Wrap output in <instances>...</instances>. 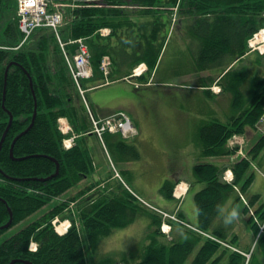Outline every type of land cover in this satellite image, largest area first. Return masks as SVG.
<instances>
[{
  "label": "trees",
  "instance_id": "16d2710c",
  "mask_svg": "<svg viewBox=\"0 0 264 264\" xmlns=\"http://www.w3.org/2000/svg\"><path fill=\"white\" fill-rule=\"evenodd\" d=\"M54 1L75 6L67 8L65 14L66 25L61 30L64 41L85 38L91 52L94 75L81 81L84 89L104 84L100 71L104 55L113 59L112 81L132 76L133 70L142 63L148 65V75L155 76L171 39L170 19L174 8H182L184 11L180 14L194 18L188 33L198 47L193 62L196 71H220L200 86L209 87L220 78L223 90L232 96L234 114L230 120L227 123L210 120L200 129L202 155L217 158L235 154L228 145L229 139L235 134H244L248 127H256L264 113V77L248 76V70L238 71L235 66L227 70L250 52L249 40L264 28V0ZM6 11L11 17L0 29V237L69 193L95 171L91 151L80 139L92 128L88 108L55 33L48 28L37 30L19 47L23 34L19 29L16 0H0V25ZM102 29L111 32L103 36ZM66 49L74 55L76 45L68 44ZM147 79L146 75L139 78L143 83ZM206 92L212 96L209 89ZM62 117L68 119L73 133L80 137L71 149L65 148L66 136L59 129ZM110 136L106 135L108 145H111ZM117 137L119 147L126 145V140ZM263 150L264 135H261L249 150L252 158L242 159L231 167L235 176L233 183L223 180L226 168L211 163L195 166L197 181L205 184L195 195L201 231L228 241L231 228L223 223V207L233 194H236L235 205L242 201L241 194L246 196L255 178L250 171L251 161ZM131 157L138 159L140 153L135 151ZM93 186L53 206L4 240L0 245V264H27V261L90 264V251L116 229L126 228L140 215L147 214L128 191L112 197L102 194L94 202L84 201L78 223L72 212L68 214L65 210L72 202L84 199ZM174 188L175 183L167 181L163 194L172 199ZM247 201L245 213L259 203L260 196L253 195ZM255 214L264 221V205L255 209ZM56 217L71 218L72 226L67 234L56 233L52 224ZM150 217L149 244L141 247L143 257L136 264H186L202 240L190 264H264V232L260 234L253 216L247 223L258 240L250 258L188 229L180 242H161L162 217L156 214ZM11 218V226L5 228ZM32 242L38 244L37 251L30 249ZM229 243L237 245V234ZM258 248L262 258L257 254ZM107 258L98 264H117ZM120 261L129 264L131 259L125 254L120 256Z\"/></svg>",
  "mask_w": 264,
  "mask_h": 264
},
{
  "label": "rangeland",
  "instance_id": "374dc122",
  "mask_svg": "<svg viewBox=\"0 0 264 264\" xmlns=\"http://www.w3.org/2000/svg\"><path fill=\"white\" fill-rule=\"evenodd\" d=\"M55 8H59L67 16V8H75V6L73 4L55 2ZM187 9L188 8H185V10ZM182 11H184L182 8L175 7L174 13L172 14V17L170 19L171 26L169 30V37L171 36L170 37L171 39L169 38L170 42L166 46V48L164 49L161 55L160 65L158 66V69L156 71V76L154 81L156 87L152 89L144 90L141 93L136 92V94H138L140 100L147 103V108H146L147 114L149 116L152 114V117H154V113H155L157 118H159V120L165 118L164 114L166 111L176 112L177 110V112L180 113L186 112L187 114H194L196 111H198L197 110L198 108L206 104H209V110L210 111L215 110L216 113L218 114V119L212 118L210 120L216 119L221 122L227 123L230 120L231 116L234 114V111L232 109V96L229 92H226L227 90L225 91L223 90V87L219 83L220 81L219 78L213 81L209 86V88H213V90H215L216 92L217 90H219L218 86L221 88V93L216 94L219 95V97H215V91H213L212 89H211L212 96L209 95V93H207L208 96L206 95V97H204V95H201V93H197L195 91H189L186 88H184L185 85L187 86L196 85L195 87H197V85L198 86L204 85L205 83H208L210 80L214 79L213 77H216L220 71L219 70H214L211 72L196 71L195 66H193L194 65L193 62L195 59L194 54L198 51V47L196 43L193 44L194 39L193 37L191 38V34L188 33L189 29H191V27L194 24V18L186 14L183 15L180 14ZM10 17H11V13L6 11L5 16L1 22L0 29L5 26L6 20L9 19ZM208 19L211 20L212 18H208ZM260 35L261 34H258V38H261L262 40V35L261 36ZM254 39L256 38L254 37ZM261 44H264V41L261 42ZM258 47L259 48H256L254 50L249 47L250 52H248L246 56L243 59H241V61L238 62L237 65L235 66V68L238 71L246 72V70H248L249 71L248 76L264 77V47H262L261 45H259ZM141 70L144 71L140 73H143V75L148 76L147 81L143 83L146 86L149 80H151L153 77L148 75L149 67L147 64L144 65ZM113 75H115V73H113ZM118 82H120L121 84H126L128 81L126 82L124 80ZM139 86L141 87V84H139ZM132 90L134 91L135 89ZM87 95L89 97V93ZM136 114L137 111L133 115ZM167 120H169V118ZM262 131H264L263 125L262 127L260 126L257 127L256 125L255 128H249V127L246 128L244 134L241 135L237 134L234 139L240 140L242 142L240 144L241 149L238 148L239 151L235 152L233 156L210 158L202 155L201 156L196 155L194 160H196L197 163L199 164L213 163L218 165L221 169L224 168H226V170L228 168L230 169L233 166V164H235L236 162L242 159H250L249 157L248 158L245 157L249 156L248 155L249 148L257 144L260 136L264 134ZM177 135L179 138V134ZM190 136L191 135L189 133L187 137ZM191 137L194 138L193 135ZM165 138L168 139V135ZM180 140L184 142L186 141L185 138ZM92 141L94 142V148L98 149L99 146L95 143V139H92ZM230 146L233 148V150L236 151L233 145ZM253 162L254 163L250 171L254 172L255 180L250 190L248 191L247 196L251 197L253 195H259L260 201L256 205V207H259L260 205H264V181H261L258 177L260 174L259 169L264 171V156L261 155L258 158L253 159ZM177 175L179 176L182 175V177L185 178V180L192 181V174L189 172L188 169L185 170L183 174L179 173ZM90 179L91 177H89L86 182L83 181L81 184L74 187L69 195L72 194L71 196H73L75 195L73 193L77 192L80 189L85 188L88 185L87 183L91 182ZM199 190L200 188L198 186H194L191 193H195L196 191L198 192ZM122 191L127 192L126 189H123ZM138 193L140 196L147 199V201L151 203L154 202L153 204L155 203L157 204L156 200L152 198H146L147 194H150L152 192L138 191ZM67 197L68 195H64L61 198L54 200L45 209H42L38 213L27 218L19 225L8 230L7 233H5L0 237V245L3 243L4 240L15 235L21 229L26 227L29 223L39 219L42 215H44V213L49 212V210L53 206H56L57 204L63 202L62 200L66 199ZM81 199L79 201L80 202L79 204L71 203L70 205L72 206V208L68 210L72 212V216L76 219L78 223H79V211L81 210V206L85 204L84 201H87V196H85L83 200ZM169 200H173V199H169ZM235 201H236V194H233L227 200L222 212L226 214L228 208H231L235 204ZM236 207H238L240 210V217L233 224L226 225L227 227H231V231L228 232L227 235L228 241L225 242L227 243L230 242V240L234 239V235L238 234L237 236L239 242L237 244V247L241 249L243 252L244 251L251 252L250 249L251 248L253 249L256 243L255 233L251 229L250 225H248L247 223L249 215L244 213V203L240 201L237 203ZM70 212H68V214H70ZM196 214L198 215L197 210H196ZM147 220H148L147 217L139 216V218L135 221V223L129 225L128 227L123 229H116L115 233L110 237H108L111 238V243L106 244L105 241L108 240V238H106L96 248H94L92 252L91 251L89 252L88 254L89 263L98 264L99 261L108 257L107 259L112 262L115 261L117 262V264H125L124 262L120 261V256L125 254H127L128 257L131 259L129 264H136L137 262H139L141 260V257H143L142 253L144 250L141 247L146 243V235L148 233ZM261 226L262 227L264 226V222L260 223L259 226L260 233L263 231ZM129 231L132 232L131 235H128ZM197 251L198 249L192 254V256L190 257V259L186 264L190 263V261L195 257ZM250 252H248L247 254H249ZM257 254L259 258L263 257V255H261L262 251L259 248L257 249Z\"/></svg>",
  "mask_w": 264,
  "mask_h": 264
},
{
  "label": "crops",
  "instance_id": "0c3cea01",
  "mask_svg": "<svg viewBox=\"0 0 264 264\" xmlns=\"http://www.w3.org/2000/svg\"><path fill=\"white\" fill-rule=\"evenodd\" d=\"M154 87H156L155 82L150 81L146 86L143 85L136 90V86L128 81L126 84L114 82L101 88L89 90V103L98 117L102 118L115 112L124 111L129 114L138 127L139 135L121 147L118 146L117 136L108 137L111 143L109 158L94 135L80 138L82 144L91 151L95 164L91 182H88L94 187L88 195L91 197L90 201L94 202L102 194H109L111 197L123 194L125 193L122 191L125 188L123 185L125 182L137 194H139L138 191L152 192L147 194L146 198L156 200L159 205L156 203L154 205L167 212L175 213L179 208V212L185 220L198 226L199 218L196 214L195 195L204 188V184L198 182L194 177V168L199 164L194 158L196 155H202L199 139L200 129L210 119H218V114L215 110L210 111L209 104H206L198 108L194 114L180 113L176 110V112L166 111L165 118L161 120L155 113L154 117L152 114L149 116L146 110L147 103L140 100L136 92L141 93ZM184 88L201 93L204 97L207 95L202 87L185 85ZM215 97H219V95H215ZM136 111L137 114L133 115ZM168 118L169 120H167ZM189 133L194 138L187 137ZM177 134L180 139L185 138L186 141L180 140ZM167 135L168 139L165 138ZM92 139H95V143L99 146L98 149L94 148ZM135 151L140 153L138 159L131 157ZM261 155L264 156V151L259 156ZM111 163L121 175L123 183L115 176ZM187 169L192 174V181L185 180L182 175H177L183 174ZM258 177L264 181L263 173H260ZM167 181L175 182V185L182 183L189 187L183 200L178 201L175 197L173 200H169L165 197L163 188ZM194 186L200 188L198 192L196 191L197 193H191ZM81 190L83 189L77 192ZM142 217L148 219L147 234H149L152 229V221L148 216ZM172 237L176 242H180L186 237V233L178 226H174ZM159 239L164 242L163 238Z\"/></svg>",
  "mask_w": 264,
  "mask_h": 264
},
{
  "label": "built area",
  "instance_id": "2783aa9c",
  "mask_svg": "<svg viewBox=\"0 0 264 264\" xmlns=\"http://www.w3.org/2000/svg\"><path fill=\"white\" fill-rule=\"evenodd\" d=\"M19 4V23L20 29L27 39L35 30L43 27L53 28L59 36L58 30L63 24V15L58 11L51 10V0H18ZM78 44L77 54L73 59L67 55L68 65L74 79L78 82L81 78H89L92 75L90 64V52L83 39L76 41ZM64 46V44H62ZM111 60L109 57L103 58L101 62V70L105 75L110 73ZM95 132L100 138L106 132H120L125 137L136 134V129L131 120L123 113L112 115L103 120L96 121L93 119ZM261 122L264 124V117ZM61 129L64 132L70 130L65 121H61ZM73 139L67 140L65 145L69 148ZM234 144V143H233ZM176 219L175 217H173ZM59 232H63V227L57 228Z\"/></svg>",
  "mask_w": 264,
  "mask_h": 264
},
{
  "label": "clouds",
  "instance_id": "9594fccd",
  "mask_svg": "<svg viewBox=\"0 0 264 264\" xmlns=\"http://www.w3.org/2000/svg\"><path fill=\"white\" fill-rule=\"evenodd\" d=\"M240 217V210L238 207L236 206H232L231 208H228L227 213L225 214L224 212H222V220L224 225H231L233 224L235 221H237ZM132 232L129 231L128 235H131ZM105 243H111V238H108V240L105 241Z\"/></svg>",
  "mask_w": 264,
  "mask_h": 264
},
{
  "label": "bare ground",
  "instance_id": "6f19581e",
  "mask_svg": "<svg viewBox=\"0 0 264 264\" xmlns=\"http://www.w3.org/2000/svg\"><path fill=\"white\" fill-rule=\"evenodd\" d=\"M261 36V35H260ZM264 40H261V38H258L257 39V41H256V43H261V42H263ZM32 251H36V247L35 246H32V249H31Z\"/></svg>",
  "mask_w": 264,
  "mask_h": 264
},
{
  "label": "water",
  "instance_id": "95a60500",
  "mask_svg": "<svg viewBox=\"0 0 264 264\" xmlns=\"http://www.w3.org/2000/svg\"><path fill=\"white\" fill-rule=\"evenodd\" d=\"M0 148H1V145H0ZM12 214V213H11ZM11 224H12V218H11V220H10V222L5 226V228H8V227H10L11 226ZM27 264H32L31 262H29V261H27Z\"/></svg>",
  "mask_w": 264,
  "mask_h": 264
}]
</instances>
